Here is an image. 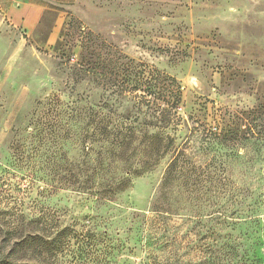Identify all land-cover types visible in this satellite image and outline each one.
Instances as JSON below:
<instances>
[{"label": "rangeland", "instance_id": "374dc122", "mask_svg": "<svg viewBox=\"0 0 264 264\" xmlns=\"http://www.w3.org/2000/svg\"><path fill=\"white\" fill-rule=\"evenodd\" d=\"M4 2L0 256L65 230L51 264H264V0H29L33 26ZM119 57L179 84L166 129L101 77Z\"/></svg>", "mask_w": 264, "mask_h": 264}, {"label": "trees", "instance_id": "16d2710c", "mask_svg": "<svg viewBox=\"0 0 264 264\" xmlns=\"http://www.w3.org/2000/svg\"><path fill=\"white\" fill-rule=\"evenodd\" d=\"M122 61H125V63L122 64ZM116 63H119V66H122L123 71H125L124 73H126V78L124 77L121 82L118 81L116 73H111L108 79L105 76H101L96 70L94 75L103 77V79L111 82L112 86L121 87L124 94H131L136 98L140 106H146L152 111L151 116H153L154 122L150 121L146 125L144 124L147 129H149L148 127L166 129L167 125L171 123L178 105L181 103L180 86L176 80L164 76V74L156 70H150L144 64L135 63L126 57L117 58ZM113 75L114 77H112ZM96 107L99 110L105 111L108 106L104 102L102 105ZM118 118V120H115V124H113L116 129H129L131 128L129 125H133L127 122V116L119 115ZM101 128L102 134H109L107 126ZM145 136L148 140V146L151 148L155 146L153 148L155 151L162 149V154H159L161 156L168 151L172 144V140L168 136L166 138L168 142L164 143L158 133L149 134L147 132ZM120 144H124L123 147H128L130 142H122ZM174 164L173 161L169 168H173ZM12 231L5 232V240L10 237L8 235H10L9 233H13ZM65 233V230L59 232L52 240H48V236L39 238L32 233L19 236L15 238L17 240L8 252H2L0 264H35L36 262L51 264L52 259L57 257L60 251L61 238ZM20 253H23L22 256H18Z\"/></svg>", "mask_w": 264, "mask_h": 264}, {"label": "crops", "instance_id": "0c3cea01", "mask_svg": "<svg viewBox=\"0 0 264 264\" xmlns=\"http://www.w3.org/2000/svg\"><path fill=\"white\" fill-rule=\"evenodd\" d=\"M49 3H63V1L68 0H46ZM6 5L3 6L2 12H4V16L2 18L3 21H8L10 25H37L40 22V19L43 14V10L47 8L46 6L37 5L34 3H30L29 0L21 1V0H8V2H4Z\"/></svg>", "mask_w": 264, "mask_h": 264}]
</instances>
